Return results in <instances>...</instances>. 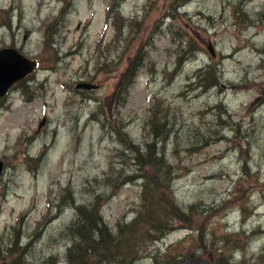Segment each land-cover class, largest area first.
Listing matches in <instances>:
<instances>
[{
	"label": "rangeland",
	"instance_id": "374dc122",
	"mask_svg": "<svg viewBox=\"0 0 264 264\" xmlns=\"http://www.w3.org/2000/svg\"><path fill=\"white\" fill-rule=\"evenodd\" d=\"M185 1L0 0L38 62L0 100V264H69L96 202L117 239L175 226L144 215L121 264H264V0Z\"/></svg>",
	"mask_w": 264,
	"mask_h": 264
},
{
	"label": "trees",
	"instance_id": "16d2710c",
	"mask_svg": "<svg viewBox=\"0 0 264 264\" xmlns=\"http://www.w3.org/2000/svg\"><path fill=\"white\" fill-rule=\"evenodd\" d=\"M188 2L189 0L183 2L182 6L186 5ZM137 66L139 65H135L134 68L128 70L129 78L124 82V98L127 97L128 89L132 84V77L134 76L133 70L135 71ZM203 81L208 80L203 79ZM141 159H145V162L152 167H156L163 162L162 158L160 159L157 157L156 151L152 150L146 158L142 157ZM156 181L158 182V180ZM160 193L165 194L164 188L160 190ZM97 203L98 202L87 206L90 210L82 207L77 208L80 219L71 226V230L75 237L73 239L74 242H72L71 246L68 248L67 258L69 264H121L123 259L125 260L127 258L130 249L133 250V243L130 245V236L136 227L140 225L138 223L142 220L144 215H147V218H144L142 222L144 223V221L147 220L148 225L146 228L158 229L161 235H168L175 230V226L170 222H160L158 226L155 227L153 219L154 209L150 207L146 211V207H143L145 208V211L138 213V218L131 225L127 226L123 222L118 225L119 234L117 233V236L119 239H117L111 234L112 232L107 228L105 222H103L102 218L98 215L99 206ZM175 210L176 214L181 218L186 217L184 214L180 213L179 209L178 211L177 209ZM144 229L137 234V239L140 243H142L143 239H148V237L146 238V235H148L149 232ZM124 244V251L127 253L126 255L121 256V253L117 248L122 247Z\"/></svg>",
	"mask_w": 264,
	"mask_h": 264
},
{
	"label": "water",
	"instance_id": "95a60500",
	"mask_svg": "<svg viewBox=\"0 0 264 264\" xmlns=\"http://www.w3.org/2000/svg\"><path fill=\"white\" fill-rule=\"evenodd\" d=\"M36 63L28 60L14 49H5L0 52V99L4 98L11 87L32 73ZM97 86L89 83H80L78 90H94ZM185 264H207L198 259Z\"/></svg>",
	"mask_w": 264,
	"mask_h": 264
},
{
	"label": "bare ground",
	"instance_id": "6f19581e",
	"mask_svg": "<svg viewBox=\"0 0 264 264\" xmlns=\"http://www.w3.org/2000/svg\"><path fill=\"white\" fill-rule=\"evenodd\" d=\"M220 155H221V154H218V155H216L215 157L217 158V157L220 156ZM208 162H209V160H205V161H204V164H206V163H208ZM186 230H189V229L186 228ZM172 232H173V231H172ZM172 232H170V233H172ZM170 233H169V234H170Z\"/></svg>",
	"mask_w": 264,
	"mask_h": 264
}]
</instances>
